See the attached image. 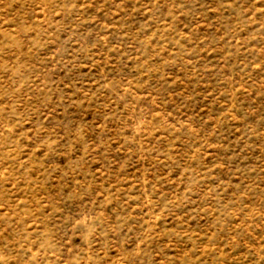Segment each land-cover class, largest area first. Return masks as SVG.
Masks as SVG:
<instances>
[{"label": "rangeland", "instance_id": "1", "mask_svg": "<svg viewBox=\"0 0 264 264\" xmlns=\"http://www.w3.org/2000/svg\"><path fill=\"white\" fill-rule=\"evenodd\" d=\"M0 264H264V0H0Z\"/></svg>", "mask_w": 264, "mask_h": 264}]
</instances>
